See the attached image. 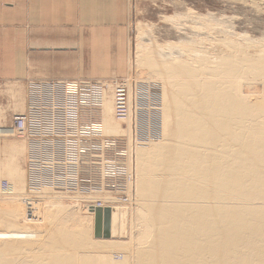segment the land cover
Instances as JSON below:
<instances>
[{"label":"bare ground","instance_id":"6f19581e","mask_svg":"<svg viewBox=\"0 0 264 264\" xmlns=\"http://www.w3.org/2000/svg\"><path fill=\"white\" fill-rule=\"evenodd\" d=\"M138 30L142 37L148 34L141 26ZM144 39L140 41L147 40ZM147 41V45L141 44L145 47L139 48L137 59L147 80L161 82L162 141L147 143L146 148L134 145L133 155L128 146L129 136L125 165L120 160L112 161L111 153L101 154L98 157L101 169L94 171L92 156H87L90 149L80 155L77 152L83 138H76L77 144L72 140L75 144L72 152L66 146L71 133L62 137V132L55 134L58 126L53 109L46 110L41 119L35 112L29 114L30 122L23 116L21 134L29 130L28 123L31 127V123L43 121L42 130L36 127L30 130L32 147L29 141H24L23 148L20 143L14 149L11 147L12 162L6 167L13 183L0 179V194L9 192L15 197L0 199V264H264V96L245 95L239 85L244 80L257 82L264 95V50L259 48L261 51L254 52L252 45L229 38L220 55L213 60L201 59L197 53L193 56L194 42L185 40L180 42L184 54L174 53L171 57V53L163 58L156 42ZM207 63L216 65L204 66ZM41 89L39 94L30 95L40 98L43 93L48 98ZM128 89L123 101L115 99L114 109L109 97L102 98L101 134L105 136L98 141L100 145L108 142L105 145L108 151H111L108 144L115 143L109 142L113 140L110 135L116 138L129 132L121 131L112 116L113 110L123 108L126 119L130 120L131 90ZM49 114L53 116L51 131L45 125ZM85 135L98 138L100 133ZM86 140L90 145L98 142ZM43 145L48 153L51 148L59 155L48 157L51 158L48 162L32 161L33 165L43 166L38 176L43 177L47 172L49 176L45 179H53L47 182V187L57 188L65 178L64 188L80 189L76 181L67 179L72 171L88 169L94 177L100 173L102 178L110 171L119 175L115 179L126 187L123 205L118 197L79 198L88 204L84 210L91 218L101 213L102 208H110L91 203L116 205L110 208L111 231L107 239H91L90 217H80L81 209L68 199L48 196L47 192L53 188L42 186L38 192L34 190L33 184L38 187L41 182L29 174V163L24 165L25 189L38 195L32 199L23 195L24 184L13 173L14 158L24 151L27 161ZM74 153L76 163L68 164V156ZM126 177L130 178L129 183ZM99 190L104 187L100 186ZM129 209L130 239L119 243ZM114 250L122 251V262L109 259Z\"/></svg>","mask_w":264,"mask_h":264},{"label":"rangeland","instance_id":"374dc122","mask_svg":"<svg viewBox=\"0 0 264 264\" xmlns=\"http://www.w3.org/2000/svg\"><path fill=\"white\" fill-rule=\"evenodd\" d=\"M69 2L65 11L59 10L61 16L65 13L66 22L51 24V43L47 45V49H58L61 50V53L50 55L35 53L34 58L31 59L35 70L30 71L24 64L26 63V52L32 46L28 44L26 46V41L37 38L44 40L42 29H38V27L47 24L42 23L41 18L33 16L34 8L28 0H4L0 5V21H2L0 22V179L3 181L6 178L4 181L7 184L13 183V177L9 175L6 167L10 161L12 162L11 147L14 149V145L17 146L20 143L22 146L27 141L32 147L30 130L37 127L35 123H31L32 126L29 127L28 123L27 129L29 130L24 134H19L14 130L15 120L24 116L30 122L29 114L38 113L40 110L53 109L55 111L54 120L58 126L55 134L62 132L61 124L69 122L73 123V126L76 124L74 127L76 129L89 124L95 128L96 133H100L97 138L81 134L79 131L70 132L69 144H66L68 150L75 152V139L83 138L82 141H79L80 149L78 150L81 152V150L85 151L89 148L90 150H87L88 157H93L96 152L97 158H93L94 166H91L94 171L101 169L98 158L101 154L110 155L111 153L112 161L117 163L120 160L121 165H125L127 160L124 156H126V146L129 144L126 143L129 136L130 144L128 146L131 147L133 155L136 148H146L150 142L162 141L161 82L154 79L147 80L137 59L139 48L144 46L141 44L147 45L148 39L156 42L158 53L163 58L171 53V57L175 56L174 53L184 54L183 44L180 42L187 41L186 38L190 37L187 42H194V46L196 45L193 47V56L196 57L195 53H197L202 56L201 59L206 57L213 60V57L220 55L222 46L229 38L230 41L235 40L234 42L252 45L251 50L254 52L260 49L264 50V0H71ZM198 16L202 17V20ZM139 26L148 32V34L145 33L147 37L143 36L145 39L147 38L143 42L140 41L143 40V33L138 30ZM28 27L37 28L36 32H27ZM14 36L17 37L15 40ZM199 41L200 43H198ZM14 49L24 50L25 55H15ZM191 59L193 58L191 57ZM206 65L215 67L216 64H204V66ZM13 67L19 68V71H14ZM245 81L247 80L243 82ZM243 82L241 81L242 84H239L243 94L257 96L256 98L264 96L261 84L258 85L257 82L251 81ZM41 88L48 98H45L43 93L40 98L36 97L37 99L30 95L33 92L39 94L42 91ZM118 88H122L126 92L127 89L131 90V121L126 119L127 114L124 120L118 119L113 110L114 122L118 123L117 126L121 131L128 130L129 132L128 135L120 133L118 136L116 135L117 137L115 136L116 138L108 135L113 139L109 142L115 141L114 144H108L107 147L111 150L108 151L105 148L108 142L100 145L98 141L99 138L105 136L101 134L102 98L103 96L109 97L114 109L115 92ZM39 108L41 109L39 110ZM66 111L71 112L68 117ZM50 124L53 126V116L49 114L45 123L48 131H51ZM44 139L47 140V135ZM86 139L98 142L90 145L85 142ZM55 142L64 144L59 140H55ZM44 146H40L39 153L31 155L27 161H25L23 150L14 158L13 173L14 176L21 179V185L24 184L23 195L26 198L32 199L38 195L28 193L25 189L24 165L29 163V174L34 176L37 182H41L38 187L34 183L32 188L36 191L42 186L51 188V190L53 188L52 192L46 190L48 196L66 198L69 202H73L75 208L81 209L80 217H90L84 210L88 204L79 200V198L88 195H93V197L97 195L101 198L118 197L122 203L120 205H123L126 198V187L123 182L115 179L119 175H115L112 171L102 178L100 173H96L94 177L88 169L80 170L76 180L80 188L78 190L64 188L62 185L57 188L45 186L48 184L47 182H53V179H45L49 176L47 172L43 177L38 176V173L43 171V166H37L35 163L33 165L32 161L48 162L51 160L48 157L56 158L59 155H56L51 148L48 153ZM59 154L62 155L61 152ZM33 156L36 158L33 159ZM4 174L5 176H3ZM62 179L63 181L60 182L65 183V178ZM127 179L126 183H129L130 178ZM98 186L104 187V190H99ZM81 188H89L91 191ZM37 192L32 190V193ZM11 194L9 192L7 195L0 194V199H15ZM90 205L110 208L116 206L106 205L102 202ZM110 208H102L101 213H95L92 218L90 217V220L88 219L91 221V239L98 241L109 237L111 231ZM128 211L123 234L119 238L117 237L119 243L128 242L130 239V209ZM109 259L113 262H122L124 256L122 251L114 250L110 253Z\"/></svg>","mask_w":264,"mask_h":264},{"label":"crops","instance_id":"0c3cea01","mask_svg":"<svg viewBox=\"0 0 264 264\" xmlns=\"http://www.w3.org/2000/svg\"><path fill=\"white\" fill-rule=\"evenodd\" d=\"M3 1L4 0H0V5L2 4ZM28 1H29V4L34 8L33 16H37L39 19L41 18V22L44 24H47L45 26H41L40 28L38 27V29H42L44 40L37 38V39H29L26 41V46L27 44L32 46L26 52L27 57H26V63L24 64L26 69L30 71V70H35V65L31 61V59L34 58L35 53H43V54H49V55L52 53L53 54L61 53L60 52L61 50H58V49L56 50L47 49L48 47L47 45L51 43V40H50L51 31H52L51 24H54V23L60 24L62 22H66L65 13L61 16V13H59V10L65 11V8L68 6V4H70L69 1L71 0H28ZM74 1H78V0H74ZM75 4H77V2H75ZM36 29L37 28H34V27H28L27 32L28 31L36 32ZM53 30L55 31V27L53 28ZM16 38L17 37L15 36L13 37L14 40ZM14 51H15V55H19V54L25 55L24 50L14 49ZM13 70L18 72L19 68L13 67Z\"/></svg>","mask_w":264,"mask_h":264},{"label":"built area","instance_id":"2783aa9c","mask_svg":"<svg viewBox=\"0 0 264 264\" xmlns=\"http://www.w3.org/2000/svg\"><path fill=\"white\" fill-rule=\"evenodd\" d=\"M125 94H126V92L124 91V89H122V88H118L117 90H116V92H115V99H116V101H120V100H124V97H125ZM41 108H39V110H40ZM47 109H44V110H40L38 113H37V116H38V118H43L45 115H46V113H44L45 111H46ZM66 115H67V117H68V115H69V113H71L70 111H66ZM116 116H117V118L118 119H120V120H124V117H125V113H124V109L123 108H118L117 109V112H116ZM67 120H71V119H67ZM16 122H15V128H14V130L17 132V133H19V134H21L22 133V130H23V128H24V123H23V121H24V119L23 118H19V119H16L15 120ZM43 122V121H42ZM42 122H39L36 126V128L38 129V130H42ZM64 125H66L65 127H64ZM61 127H63V128H61V130H62V133L63 134H60L61 135V137L64 135V136H66L67 135V133H69V132H77V131H79L81 134H88L89 132H93V133H96L94 130H95V128L94 127H92L91 125H89V124H85V125H82V126H80L79 127V129H76V128H74V127H76V124H74V126H73V123H63V124H61ZM63 130H65V131H63ZM53 136H55V134H53ZM80 149V148H79ZM78 154L80 155V154H84V152L81 150V152H79L78 151ZM74 155H77V154H70L69 155V157H68V160H67V163L68 164H72V163H76V157L74 156ZM92 159L93 158H97V154H96V152H94V156L93 157H91ZM62 159V158H61ZM77 178H78V173L77 172H73L72 171V174H71V177H70V179L71 180H73V181H76L77 180ZM60 185H63V183H60Z\"/></svg>","mask_w":264,"mask_h":264}]
</instances>
